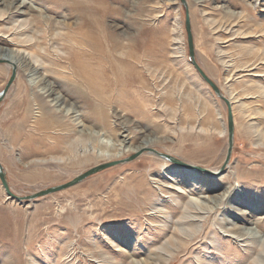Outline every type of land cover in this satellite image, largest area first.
Returning <instances> with one entry per match:
<instances>
[{
	"label": "rangeland",
	"instance_id": "374dc122",
	"mask_svg": "<svg viewBox=\"0 0 264 264\" xmlns=\"http://www.w3.org/2000/svg\"><path fill=\"white\" fill-rule=\"evenodd\" d=\"M186 1L196 59L232 103L235 141L225 173L192 171L143 153L23 203L0 180V264H251L258 258L261 247L227 230L253 227L264 238V0ZM185 15L181 0H0V47L20 62L0 103V163L13 193L31 196L65 184L156 138L160 143L147 149L220 170L229 148L228 109L191 63ZM88 45H117L112 54L126 60L119 63L123 82L103 84L101 96L142 104L131 110L94 102L104 117L80 118L115 151L96 149L49 101L62 94L70 104L78 99V118L88 111L92 103L70 86L73 59L85 62ZM101 58L92 59L95 75ZM11 74L10 65L0 64V93ZM48 82L55 96L44 94ZM102 153L116 158L103 161ZM205 197L214 201L206 202L211 214H200L205 222L180 225L185 204ZM180 228L194 234L190 245L160 258L155 250L177 241L172 232Z\"/></svg>",
	"mask_w": 264,
	"mask_h": 264
},
{
	"label": "bare ground",
	"instance_id": "6f19581e",
	"mask_svg": "<svg viewBox=\"0 0 264 264\" xmlns=\"http://www.w3.org/2000/svg\"><path fill=\"white\" fill-rule=\"evenodd\" d=\"M202 2H204V1L203 0H198V3L200 5L202 4ZM88 46H90V48H88V49H90V54H82V55H85L86 58H87V60L85 62H82L79 59H77V56H75L76 58L73 59L74 61H73L72 64H73L74 69L72 70V77L74 78V80H70L72 82V83H70L71 84L70 86H72V88L75 90L74 92L76 93V96H78V98L80 100H84L85 99V100H88V101H90L92 103L91 106L88 108L89 113H88V111H85V112H83V114H81L79 116V118H78L77 115H76L77 116L76 117L74 114H75L76 111H78V110H76V105L79 103L78 99H76V101H74V103L72 102V104H70L68 102V100L63 97L62 94H55L56 95L55 96L54 95L55 90L53 88V83L54 82L53 83L52 82H48L45 85V88H43V91L46 90L44 92V94H46V97H50L51 95L55 96L52 100H49V101L53 102V105L55 107H57V108L61 107L60 108V113H59V110H56V114H61V116L60 115L58 116L59 119L67 118L68 119L67 121L69 122V125H71L70 127H72V126H74V128H75V126L82 127L83 129L81 130V134L86 136L87 140L90 141L91 144L96 142L97 143L96 146H95L96 149H100L101 151H103L102 149H105V150H107L109 152H110V150L115 151L113 149V148H115V146L114 147H110V146L100 142V139H101V135L99 134L100 132L97 133V132L93 131L92 128H86L84 126V124H82L83 122L82 123L80 122V118H82L81 121L96 122L97 120H95L94 118L97 117V118H99V120H101V118L104 117V115L101 114V111L99 110V107H96L95 105H93L94 102H96L97 104L100 103V105L121 104V105H123V107H127L128 109H131V110L136 109V108L138 110H141L140 107L142 108V104H141V101L134 100V99H132V100L131 99L130 100H121L120 99V101L119 100L111 101V99H109V97H108V99H105V98H103L101 96V94H102L101 86L103 84L110 85L112 82L115 83L114 80H117L119 82H123L124 76H123V74L121 75L122 68L119 66V63H123L125 65L126 60L124 61L123 59L119 58V60H121V61H118L117 58L115 57V55L112 54L111 48L114 47V49H117V45H110L111 47L108 46V45L107 46L106 45H88ZM136 52L137 51H135L133 53V55L135 57H136ZM87 55H88V57H87ZM99 55L102 58L100 60H96L95 66H97L98 69L101 70V75H95L93 73L94 68H93L92 59L95 56H99ZM18 59L19 58L16 55V53L14 54L9 49L4 48V47H0V60L4 62L2 64H8L10 66H13V64H15L14 66H17L18 62H19ZM131 59L132 60H136V58H132V57H131ZM129 66L132 69H134V66H132L130 64H129ZM103 73H104V75H103ZM70 94L71 95H69V97H74L73 93H70ZM87 103H89V102H87ZM122 137H123L122 142L125 143L126 140H127V136H122ZM158 143H160V142L157 140V138L154 139V140H149L146 143L144 142V145L130 148L128 153H136V152L138 153V152H141L142 150H147L146 147H150L151 145L154 146L155 144H158ZM143 147H145L146 149H142ZM55 149H57V148H55ZM122 153H119V154L121 155ZM97 158H100L101 160L105 161V160H111V159L116 158V157H115V154L107 155V153L106 154L104 153V155H103V153H102V154H98ZM172 164H174V163H172ZM175 165H170V168L178 169L180 174L183 173L182 175L193 174L194 173V172L193 173L189 172V171H187L185 169H181L180 167H182V166L177 167L179 165H177V166H175ZM174 189L177 192H182L181 188H175L174 187ZM182 193H184V192H182ZM220 200L222 201V198H219V201ZM206 202L214 203V201H212L211 197H209V198L205 197V202H203V203L202 202L201 203H199V202L197 203L196 201L194 202L192 200L187 202L185 204L184 208H183L184 209V211H183L184 214L182 216L181 221H179V224L182 225V226H183V223H187L185 225H188V223L193 225V224H196L197 221L204 223L205 219L202 220L201 217H200V214H211L212 211L214 210V207L207 206ZM238 230H241L240 231L241 233L238 234V232H237ZM187 231L188 230H186V228H180V229L172 232L173 236L175 238H177V241L168 240L165 245H162L157 250H155L156 253L158 254V256L159 257L160 256L163 257L162 255H167V252L169 253L170 251H174V252L180 253L183 250H185L190 245L192 239L194 238L193 237L194 234L193 233L189 234ZM189 232H190V230H189ZM227 232L228 233H233L235 235L237 234V239H240L241 241L252 240V242L256 243L255 248H260L261 247L260 248V254H259L258 258L254 259V261L251 262V264H264V238H263V236L260 235V232L256 228H253V227L239 228L237 225H233V227L229 228L227 230ZM234 237H236V236H234ZM251 249L254 250L253 248H251ZM246 250H248V249H246Z\"/></svg>",
	"mask_w": 264,
	"mask_h": 264
},
{
	"label": "water",
	"instance_id": "95a60500",
	"mask_svg": "<svg viewBox=\"0 0 264 264\" xmlns=\"http://www.w3.org/2000/svg\"><path fill=\"white\" fill-rule=\"evenodd\" d=\"M183 5L186 7V15H185V27H186V31H187V37H188V48H189V57L191 60L192 65L195 67V69L197 70V72L199 73V75L202 77V79L213 89V91L215 92V94L222 99L226 105H227V109H228V140H229V148H228V154H227V158L226 161L224 163V165L220 168V170L218 171H214L211 169H207V168H203V167H199V166H194V165H190L182 160H180L177 157H174L168 153H162L159 152L156 149H147V150H142L141 152L131 155L125 159H120V160H114V161H109L107 163L98 165L96 167H93L87 171H85L84 173L78 175L77 177H75L73 180L62 184V185H58L55 187H51L42 191H39L36 194H33L31 196H25V197H21L16 195L15 193L12 192L10 185L8 183V179H7V175L5 172L4 167L1 165L0 163V180L2 182V185L7 193V195L12 198L17 200L18 202H28V201H34L37 200L41 197H45L51 194H55L64 190H67L69 188H72L82 182H84L85 180H87L88 178L99 174L103 171L109 170L111 168L114 167H118L122 164H126L129 162H132L136 159H138L139 156H141L143 153H153L155 155H158L159 157H161L162 159L170 162V163H174L176 165L182 166L184 168L190 169L192 171H200L203 173H207V174H211L214 176H221L225 173L226 168L229 166L230 164V160L232 157V152H233V147H234V141H235V123H234V115H233V111H232V103L230 102L229 98H227L224 94H223V90L220 86H218L203 70V68L201 67V65L198 63L197 59H196V53H195V45H194V37H193V32H192V26H191V19H190V14L188 12L187 9V1L186 0H181ZM4 63L3 61L0 60V64ZM12 67V74H11V78L7 84V86L5 87V89L0 93V103L4 100V98L6 97L11 85L14 84V82L17 79V68L16 66H11Z\"/></svg>",
	"mask_w": 264,
	"mask_h": 264
}]
</instances>
